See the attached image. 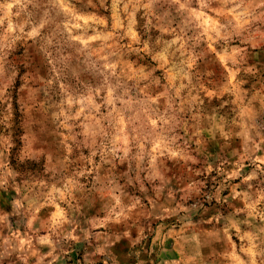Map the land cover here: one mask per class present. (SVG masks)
<instances>
[{
    "label": "rangeland",
    "instance_id": "rangeland-1",
    "mask_svg": "<svg viewBox=\"0 0 264 264\" xmlns=\"http://www.w3.org/2000/svg\"><path fill=\"white\" fill-rule=\"evenodd\" d=\"M165 9L171 15L159 19ZM215 11L195 0H0V137H11L8 163L19 173L16 184L47 180L50 163L58 161L70 188L74 173L86 171L79 183L87 184L108 167L125 176L130 168L133 175L146 169L142 177L149 171L155 177L151 195L117 178L119 191L98 196L81 213L103 221L106 212L95 214L101 203L131 208L140 200L152 208L154 198L169 212L141 218L140 227L118 233V239L106 226L96 227L94 233L111 240L106 254L92 255L104 239L57 242L47 231L38 237L28 231L26 224L40 225L12 215L18 191L9 179L0 185V264H208L214 253L223 259L227 248L239 249L235 228L228 242L220 238L230 223L239 225L250 245L257 243L264 227V145L253 152L252 139L257 131L264 135V43L249 42L246 55L236 50L244 47L239 41L232 45L233 59L245 58L235 76L224 56L213 64L198 55L205 47L220 51L207 38L220 23ZM221 72L228 73L229 84L241 83L216 96L211 85ZM185 77L199 82V93L189 96ZM242 124L254 126L248 136L237 135ZM17 138L20 151L28 153L19 165L13 158ZM113 149L118 163L102 160ZM53 203L56 225L65 219V206ZM37 215L48 220L44 212ZM229 264H236L234 257Z\"/></svg>",
    "mask_w": 264,
    "mask_h": 264
},
{
    "label": "clouds",
    "instance_id": "clouds-1",
    "mask_svg": "<svg viewBox=\"0 0 264 264\" xmlns=\"http://www.w3.org/2000/svg\"><path fill=\"white\" fill-rule=\"evenodd\" d=\"M107 3V0H103ZM118 0H113V4H116ZM132 0H129L131 3ZM152 3L157 5L169 4L174 5L179 2V0H151ZM189 0H186V4ZM196 3L200 5L202 9L207 10L209 13L215 11L214 6L219 7V11H215L216 20L220 21L219 24L214 23V27L210 29L211 35H208V41L211 44H215L220 51L217 52L213 49L212 53H209L207 48H203L198 55L207 56L211 59L213 64L217 63L219 57H225V67L229 65L233 69L232 75H238L241 66L245 63L244 55H241L238 60L233 59V49L232 45L239 41L240 45L244 47L237 46V51L240 53L247 54V45L249 42H260L264 43V0H195ZM227 9V11H224ZM179 11V10H178ZM171 13L166 9L162 11L159 19H164L170 16ZM205 33H202L199 37L200 41L204 40ZM123 37H118L122 39ZM3 57H0V61ZM4 64L0 62V72H3ZM15 76V72L12 74ZM188 80L187 84L183 87L188 90L189 96L192 92H197L201 90L199 87V82L193 84L191 78L185 77ZM216 84L211 86L215 88L213 95L220 96L223 92H232L235 88L239 86L241 82H237L236 85L229 84V75L227 72H221L217 77ZM172 89H169L171 91ZM3 89L0 88V92ZM7 99V97H3ZM251 104V101H249ZM26 108L25 102L21 101V110L24 111ZM153 118L160 119L159 116L154 114ZM145 128L148 129L149 133L153 132L148 126L147 121H144ZM244 131L242 133H237V135L243 134L248 136L249 132L254 126L242 124ZM256 139H252V143L255 146L252 151L255 152L259 145H264V135L257 131L255 133ZM151 138V135L150 137ZM258 139L259 144L257 145L256 140ZM11 137L5 138L0 137V185H6L8 180L11 179L13 185L16 186L18 191V196L13 208L12 215L22 216L24 218L31 217L36 220L40 225L39 227H25L28 231H32L34 235L38 237L40 231H47L49 236L55 239L57 242L59 239L66 240H85L91 245L92 241H99L104 239L105 243L103 247L97 246L92 255H97V253H105L111 237L107 236L105 233L101 236L98 233H94L93 229L96 227H107L109 231L113 232V235L118 239L119 234L127 235L133 227H140L139 220L141 218H147L149 216L168 215L169 212L166 208H163L158 199L154 198L151 201L152 208L147 205H142L140 200H136L131 208L121 207L120 202L115 203L110 202V206L106 209L101 203V206L96 209L95 214L99 216L101 213L106 212L105 219L103 221H93L89 220L88 217L81 213V209L85 208L86 204L103 198L104 195H111L112 191H119L114 184V180L122 179L125 181V187L128 182H133L134 186L141 188L142 196L151 195L152 185L149 183L151 180L155 179L152 173L149 171L147 177H142L141 172L146 171V169H140L133 175V170L129 169V175L125 176L121 173H116L113 175L114 169L108 167L103 173L98 172L95 177V182L88 181L87 184L79 183V176L87 175V172L74 173L72 176L73 186L70 188L68 185V177L65 174L63 167V161H58L56 164H51L48 168V172L51 175L47 180L39 179L34 184H29L25 181L22 184H16V178L19 175L17 172H13L9 169V156L8 150L13 147L10 142ZM28 153L21 152L19 148V138H17L16 152L13 153V158L17 161V165L23 164L27 158ZM95 155V152L92 154ZM133 157H129L132 159ZM248 156L242 157V159H247ZM123 159V157H121ZM102 160H108L110 164H117L118 161L115 159V149L112 152H105L102 154ZM195 162V161H193ZM264 163V160H262ZM95 167V166H94ZM60 184L63 188H58L56 185ZM144 184H149L148 188H143ZM91 185V186H88ZM62 203L64 207L65 219L53 225L52 215L53 208L57 204L53 202ZM22 210V211H21ZM44 212L48 216V220L40 222L38 218V213ZM131 221V223H129ZM122 224L127 231L120 233L117 225ZM6 226V225H5ZM235 228V235H240L242 237L239 249H232L231 247L225 250V257L222 259L218 253H214L208 259V264H229V258L234 257L236 264H264V227L260 228L257 232V243L255 245H250L249 242L243 238V233L240 231V227L237 223H230L224 229L222 236L220 237L223 242H228L229 232L231 229ZM69 229H71L69 231ZM143 232V228H140ZM0 231H2V226H0ZM75 233V235H73ZM47 237L41 239V242H47ZM254 249V254L250 255L249 250ZM238 252V255L236 254ZM55 257H53V260ZM39 264V261L37 262ZM49 264H52L49 261ZM107 264V262H105ZM143 264V262H142Z\"/></svg>",
    "mask_w": 264,
    "mask_h": 264
}]
</instances>
